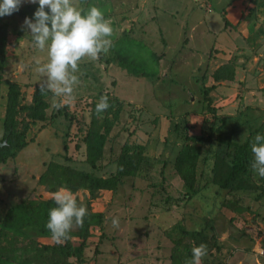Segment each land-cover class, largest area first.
I'll use <instances>...</instances> for the list:
<instances>
[{
    "label": "rangeland",
    "instance_id": "374dc122",
    "mask_svg": "<svg viewBox=\"0 0 264 264\" xmlns=\"http://www.w3.org/2000/svg\"><path fill=\"white\" fill-rule=\"evenodd\" d=\"M73 2L103 11L114 29V46L97 60L80 62L75 102L48 98L44 121L30 126L24 147L0 162V220L18 204L53 199L59 188L51 191L39 182L49 164L108 178L122 147L139 146L144 162L113 192L74 193L79 204L102 214L86 241L84 264H172L178 247L184 261L181 245L192 249L195 231L212 245L204 264H227L230 256V264H264V178L251 169V142L264 135V0ZM23 22L14 13L0 17L7 25L0 55V128L8 83L17 84L20 102L28 104L34 86L43 82L37 67L48 61L47 50L34 47ZM118 53L154 76L128 73L118 66ZM215 71L226 80L214 81ZM101 96L116 99L119 112L114 120L105 112L99 118L112 125L102 158L91 168L84 160V137ZM185 142L200 147L198 190L190 198L174 170ZM236 151L246 164L249 188L222 190L212 182L211 162L220 158L229 164ZM114 217L118 228L112 226ZM19 240L16 250L28 246V239ZM36 242L53 244L42 237ZM65 263L77 264L75 258Z\"/></svg>",
    "mask_w": 264,
    "mask_h": 264
},
{
    "label": "trees",
    "instance_id": "16d2710c",
    "mask_svg": "<svg viewBox=\"0 0 264 264\" xmlns=\"http://www.w3.org/2000/svg\"><path fill=\"white\" fill-rule=\"evenodd\" d=\"M254 1V0H252ZM38 4H28L19 8L14 14L20 18H32ZM251 12V8H246ZM46 11H48L46 9ZM6 23L0 24V55L3 54V46L6 40ZM117 64L119 67L131 74H141L145 77H153V72L145 71L133 62H128L125 55L117 54ZM232 78V73L228 74V79ZM214 81L226 80L220 75V71L213 73ZM53 97L52 92L41 94L39 86H34L30 102L24 104L20 98L17 84L8 83L4 115L1 128L4 130L3 141L6 145L0 147V162L13 156L25 145V136L28 128L36 122L45 119V111L48 107L47 99ZM111 107L105 112L116 119L119 107L116 99L109 101ZM97 103L92 105V115L90 126L84 137V160L88 166L94 168L95 164L102 158V147L108 134L112 121L97 117L95 108ZM187 128L182 130L185 132ZM101 130V132H100ZM186 138V137H185ZM3 141H0L2 143ZM193 142H199L193 139ZM200 147L196 144L185 142L178 151L174 160V170L183 182V189L186 198L197 194L198 179L195 175ZM231 163L224 164L220 158L213 159L212 162H205L204 165L212 164L210 169L213 174L212 182L220 189L231 192L244 191L247 185L244 176L247 172L243 156L235 152ZM144 162L143 148L139 146L128 147L124 145L120 152L114 175L108 178L96 177L89 173L73 170L69 167L51 163L46 167L41 175L39 182L45 184L48 189L54 191L58 188L67 187L73 193L84 189L89 193L96 191L113 192L120 181L125 177H133L139 167ZM53 199L42 201H28L10 208L3 219L0 220V264H64L69 258H75L77 264H84L83 254L86 241L91 236L93 227L98 226L102 221V214L92 211L88 207V216L84 220L83 227L74 228L71 235L72 239L62 244L37 245L36 238H50V233L46 228L48 212L55 207ZM186 233V232H185ZM195 246L201 243L207 245L208 253L212 250V245L207 242L206 236L195 231L191 233ZM29 240L28 246L14 248L15 243L20 242L19 237ZM51 239V238H50ZM186 260L180 261L179 247L177 248L178 257L174 255L172 264H189L192 259L191 249L186 245H181ZM181 250V249H180ZM66 264V263H65Z\"/></svg>",
    "mask_w": 264,
    "mask_h": 264
},
{
    "label": "clouds",
    "instance_id": "9594fccd",
    "mask_svg": "<svg viewBox=\"0 0 264 264\" xmlns=\"http://www.w3.org/2000/svg\"><path fill=\"white\" fill-rule=\"evenodd\" d=\"M22 3L38 4L33 17H25L23 27L30 34L34 47L47 50L48 61L37 67L43 82L39 84L41 94L52 92L56 97H66L74 103V87L80 83L77 75L80 62L88 57L99 59L114 46L111 37L114 29L97 6L85 10L76 6L73 0H0V17L10 16L19 11ZM46 9L48 11H46ZM62 105L57 103V110ZM111 107L107 96H101L95 112L98 118ZM4 130L0 128V141ZM6 141L0 143V147ZM253 161L251 169L264 178V135L256 134L251 142ZM55 207L48 212L46 228L56 244L72 239L74 228L83 227L88 216L85 206L78 203L76 195L67 187H61L52 194ZM112 226L119 227V218L112 219ZM208 254L207 245L201 243L191 249L189 264H204Z\"/></svg>",
    "mask_w": 264,
    "mask_h": 264
},
{
    "label": "crops",
    "instance_id": "0c3cea01",
    "mask_svg": "<svg viewBox=\"0 0 264 264\" xmlns=\"http://www.w3.org/2000/svg\"><path fill=\"white\" fill-rule=\"evenodd\" d=\"M257 248H258V247H257ZM258 250H260V249L258 248ZM260 252H263V250H260ZM253 257H255V256L253 255ZM232 259H233V256H230L229 259L226 261V263H227V264H230ZM254 263H255V264H259V263L257 262V260H254ZM214 264H215V263H214ZM216 264H220V263L218 262V263H216ZM236 264H243V261H242V260H239V261H237Z\"/></svg>",
    "mask_w": 264,
    "mask_h": 264
}]
</instances>
